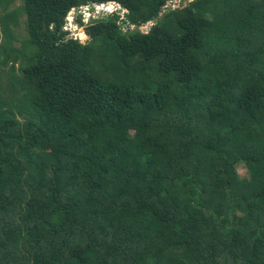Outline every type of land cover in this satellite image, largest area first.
<instances>
[{
	"label": "trees",
	"instance_id": "1",
	"mask_svg": "<svg viewBox=\"0 0 264 264\" xmlns=\"http://www.w3.org/2000/svg\"><path fill=\"white\" fill-rule=\"evenodd\" d=\"M0 264H264V0H0Z\"/></svg>",
	"mask_w": 264,
	"mask_h": 264
},
{
	"label": "rangeland",
	"instance_id": "2",
	"mask_svg": "<svg viewBox=\"0 0 264 264\" xmlns=\"http://www.w3.org/2000/svg\"><path fill=\"white\" fill-rule=\"evenodd\" d=\"M187 1H190V0H187ZM176 4H178V2ZM112 6H111L112 8H109V9L108 8H102V9L100 8L98 10L94 9L95 12L93 14L111 13L117 9L115 5H112ZM7 11H9V10H7ZM98 12H100V13H98ZM93 14H90V12L88 11L87 8H80V10H78V11H76V10L72 11V12L70 11V13L68 14V17L65 19L66 23H65L64 29L68 30L70 32V35H72L74 38L80 40L81 42H84L87 39V37L83 31L84 30L83 27L79 26L78 23L76 22V18H77L76 15H79V16L82 15L83 16L82 20L86 24L90 20V18L93 16ZM12 34L17 35L19 37L25 36V34L23 32L21 33V30L15 26H14V28H12ZM12 43L16 44L15 42H12ZM17 66H18V64L16 63V67ZM239 173L242 177L245 176V170L244 169L240 168Z\"/></svg>",
	"mask_w": 264,
	"mask_h": 264
},
{
	"label": "built area",
	"instance_id": "3",
	"mask_svg": "<svg viewBox=\"0 0 264 264\" xmlns=\"http://www.w3.org/2000/svg\"><path fill=\"white\" fill-rule=\"evenodd\" d=\"M94 7H95L96 10H98V9L102 8L103 5H100V6H96V5H95Z\"/></svg>",
	"mask_w": 264,
	"mask_h": 264
},
{
	"label": "clouds",
	"instance_id": "4",
	"mask_svg": "<svg viewBox=\"0 0 264 264\" xmlns=\"http://www.w3.org/2000/svg\"><path fill=\"white\" fill-rule=\"evenodd\" d=\"M103 6L105 5V4H102ZM95 6V5H94ZM93 6V8L95 9V7ZM96 6H100V5H96ZM82 8H84V7H82ZM102 9V8H101ZM78 10H80V8L78 9ZM78 10H76V11H78ZM72 11H75V10H71V12Z\"/></svg>",
	"mask_w": 264,
	"mask_h": 264
},
{
	"label": "bare ground",
	"instance_id": "5",
	"mask_svg": "<svg viewBox=\"0 0 264 264\" xmlns=\"http://www.w3.org/2000/svg\"><path fill=\"white\" fill-rule=\"evenodd\" d=\"M110 8H112L111 6H109ZM109 7H107L109 9ZM102 8H106L105 6H103Z\"/></svg>",
	"mask_w": 264,
	"mask_h": 264
}]
</instances>
